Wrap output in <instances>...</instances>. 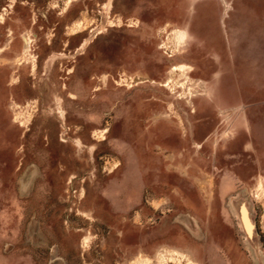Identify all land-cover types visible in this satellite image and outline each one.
Listing matches in <instances>:
<instances>
[{"label":"rangeland","instance_id":"374dc122","mask_svg":"<svg viewBox=\"0 0 264 264\" xmlns=\"http://www.w3.org/2000/svg\"><path fill=\"white\" fill-rule=\"evenodd\" d=\"M159 263L264 264V0H0V264Z\"/></svg>","mask_w":264,"mask_h":264},{"label":"flooded vegetation","instance_id":"af4514ba","mask_svg":"<svg viewBox=\"0 0 264 264\" xmlns=\"http://www.w3.org/2000/svg\"><path fill=\"white\" fill-rule=\"evenodd\" d=\"M240 219H241V222H242V220H244V218H243V217H240Z\"/></svg>","mask_w":264,"mask_h":264},{"label":"bare ground","instance_id":"6f19581e","mask_svg":"<svg viewBox=\"0 0 264 264\" xmlns=\"http://www.w3.org/2000/svg\"><path fill=\"white\" fill-rule=\"evenodd\" d=\"M166 51H168V50H166ZM168 85V84H167ZM149 260V259H148ZM163 260V259H162ZM144 261V260H143ZM160 261V260H159ZM163 262V261H162ZM160 264V263H159Z\"/></svg>","mask_w":264,"mask_h":264}]
</instances>
